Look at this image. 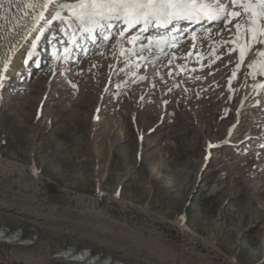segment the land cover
I'll return each instance as SVG.
<instances>
[{
  "label": "rangeland",
  "instance_id": "rangeland-1",
  "mask_svg": "<svg viewBox=\"0 0 264 264\" xmlns=\"http://www.w3.org/2000/svg\"><path fill=\"white\" fill-rule=\"evenodd\" d=\"M57 11L64 18L71 10ZM69 16L38 27L21 56L26 69L0 72V156L34 165L81 194L116 192L170 220L183 217L234 263L264 264V93L240 111L233 59L204 69L225 72L218 85H205L209 74L186 83L178 70L180 87L171 93L172 76L159 81L146 73L137 82L133 56L125 58L123 48L92 62L115 42H129L117 36L119 28L101 45L104 32L93 27L86 52L83 34L73 43L83 27ZM223 17L210 26L222 31L237 21ZM170 254L195 263L191 255Z\"/></svg>",
  "mask_w": 264,
  "mask_h": 264
},
{
  "label": "bare ground",
  "instance_id": "bare-ground-1",
  "mask_svg": "<svg viewBox=\"0 0 264 264\" xmlns=\"http://www.w3.org/2000/svg\"><path fill=\"white\" fill-rule=\"evenodd\" d=\"M61 2L52 0L44 9L40 7L44 0H0V72L13 70L17 65L19 69H26L25 63L20 62L21 56L40 25L48 27L50 20L54 24L60 19H71L72 11L64 18L52 19L50 13L57 10ZM218 2L224 3L228 11L241 12V16L235 17L240 25L239 31L237 21L233 26L223 25L224 30L220 31L210 26L216 19L208 20L194 26L193 31L185 36L176 37L172 43L158 37L151 38L149 34L144 38L147 39L145 46L138 45L136 38L133 43L119 40L110 48H104L100 57L93 58L92 62H100L112 47L123 48L125 58L133 56L131 65H136L137 82L143 80L146 73L159 81L164 75L172 76L169 78L171 93L180 87L175 71L180 72L186 83L197 85V80L201 81L210 73L204 69L211 68L213 62L227 64L233 59L239 64L236 74H232V79L240 78L239 109L245 110L252 97L264 93V56L259 54L264 52V43L259 42L264 37H251L247 31L248 15H243L242 9L231 7L229 0ZM26 4H35L36 7H25ZM40 12L44 18L35 20ZM222 14L220 16H225ZM105 23H108L104 29L106 33L117 28L119 23L124 24L122 20L102 24ZM260 23L264 24V21ZM90 35L84 44L88 49L94 45V42L89 43L92 41ZM106 42L102 38L101 42L95 43L102 45ZM241 49L245 52L243 60ZM230 50L235 51L234 56L223 58ZM211 74L205 85L220 84L225 72ZM150 89L142 92L147 94ZM156 89L157 93L162 91L159 84ZM165 101L166 98L162 103ZM149 210L122 199L116 192L99 189L93 195L81 194L46 179L34 165L26 166L15 158L0 156V229L20 232L21 239H35L32 244L0 242V264H84L59 257L70 247L78 251L90 250L124 264H187L170 251L191 255L194 264H237L189 229L183 217L170 220ZM140 240H146V244Z\"/></svg>",
  "mask_w": 264,
  "mask_h": 264
},
{
  "label": "snow or ice",
  "instance_id": "snow-or-ice-1",
  "mask_svg": "<svg viewBox=\"0 0 264 264\" xmlns=\"http://www.w3.org/2000/svg\"><path fill=\"white\" fill-rule=\"evenodd\" d=\"M51 2L52 0H44L40 7L47 9ZM229 5L242 9L243 13L248 15L247 31L251 37H264V24L260 23L264 21V0H229ZM25 7L35 8L36 5L26 4ZM59 8H69L75 21L88 31L111 20H122L125 25L130 27L140 23L148 25L153 21L160 25H166L181 19H200L202 17L219 19L221 13L225 15L227 23L229 17L241 16L240 11H228L225 4L218 0H78L72 5L59 4ZM50 15L54 20L61 18L60 11L55 9ZM43 18V12L34 17L35 20ZM236 27L239 31L240 25L237 24ZM134 41L135 37L130 43ZM259 42L264 43V39H260ZM259 54L264 56V52ZM244 55L245 52L241 49V60ZM238 67L239 64H237Z\"/></svg>",
  "mask_w": 264,
  "mask_h": 264
},
{
  "label": "water",
  "instance_id": "water-1",
  "mask_svg": "<svg viewBox=\"0 0 264 264\" xmlns=\"http://www.w3.org/2000/svg\"><path fill=\"white\" fill-rule=\"evenodd\" d=\"M21 239V237H20ZM85 256V257H83ZM59 257L68 259L70 261H80L81 259L87 260L88 264H124L123 262L114 260L111 257H104L102 255L93 254L89 251H78L74 248H68V251L63 252ZM75 257V258H73ZM82 257V258H81Z\"/></svg>",
  "mask_w": 264,
  "mask_h": 264
}]
</instances>
